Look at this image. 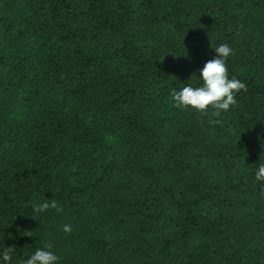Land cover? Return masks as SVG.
I'll list each match as a JSON object with an SVG mask.
<instances>
[{
  "label": "trees",
  "instance_id": "trees-1",
  "mask_svg": "<svg viewBox=\"0 0 264 264\" xmlns=\"http://www.w3.org/2000/svg\"><path fill=\"white\" fill-rule=\"evenodd\" d=\"M222 43L236 104L175 107ZM260 163L264 0H0L10 264L47 244L58 264H264Z\"/></svg>",
  "mask_w": 264,
  "mask_h": 264
},
{
  "label": "clouds",
  "instance_id": "clouds-1",
  "mask_svg": "<svg viewBox=\"0 0 264 264\" xmlns=\"http://www.w3.org/2000/svg\"><path fill=\"white\" fill-rule=\"evenodd\" d=\"M216 56L207 61L199 70L200 83L196 86L187 84L179 90L173 89L171 98L177 108H191L201 114L214 117L221 116V110L227 112L230 106L236 104L235 95L240 90H245L246 85L237 78H229L226 60L233 54V49L226 43L219 44L214 48ZM210 109H215L211 111ZM210 123L216 120L210 119ZM255 179L264 182V163H260L255 171ZM48 209L59 210L56 201L50 203L46 200L39 205H34L33 213L40 214ZM63 231H72L71 224L63 225ZM51 245L36 249L25 258L23 264H58L60 257L50 250ZM14 247H4L0 252V264H10Z\"/></svg>",
  "mask_w": 264,
  "mask_h": 264
}]
</instances>
